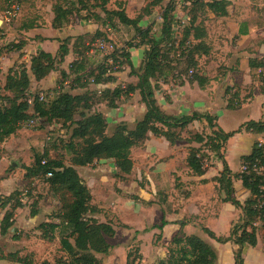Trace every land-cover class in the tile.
I'll return each instance as SVG.
<instances>
[{
	"label": "trees",
	"instance_id": "1",
	"mask_svg": "<svg viewBox=\"0 0 264 264\" xmlns=\"http://www.w3.org/2000/svg\"><path fill=\"white\" fill-rule=\"evenodd\" d=\"M147 1L148 3L134 19H129L121 8L113 11L106 10L108 0H57L52 5L51 26L53 29L69 25L76 18L83 22L100 23L101 19L95 13L97 9L105 16L101 24L107 21L110 28H114L113 21L117 19L119 24L132 28L139 42L137 44L128 42L125 47L129 51L143 48V61L136 67L137 69L130 62V53L125 52L126 48L115 49L108 57L118 62L119 68L116 71H119L118 56H123L130 70L129 76L137 79L135 85L128 84L125 91H122L124 89L120 86H116L113 89H103L98 93L86 91L82 95H72L60 89L56 94L53 92L55 96L52 101L47 102L49 97L39 101L37 94L28 95L30 79L27 69L22 65L15 71H10L6 79L8 84L3 90L7 89L10 95L0 93V140L14 135L26 123L39 118L47 123L60 124L63 128L69 127L70 140L77 142L75 150L71 153L69 164H65L60 159H52L47 153H43L36 155L32 166L24 168L25 179L42 178L49 192L58 196L60 201L63 200L62 209L57 216L58 223L46 219L37 225V230L40 232V238L48 242H52L57 235L60 251L65 257L53 263L44 261L41 264H103V257L107 256L111 250L107 240L115 234L113 227L110 223L99 222L96 219L99 209L91 204L90 191L79 177L75 167H85L99 160H111L118 172L116 177L121 178L131 169V150L142 144L149 135L163 138L170 145H174L183 140L181 132L186 131L188 125L200 121L205 122L208 135L204 137L199 133L192 134L184 140L189 145L186 165L193 175H204L205 155L201 153L200 147L191 145H205L207 151L213 153L222 162V171L212 179L224 194L222 201L230 203L242 213L240 222L230 228L227 237H215L212 232L204 228L202 231L219 244L234 243L238 247L234 253L235 264H243L244 247L256 246L258 230L256 224H259L264 240V144L256 142L252 145L250 152L240 158L241 165L245 166L246 170L240 171L233 177L221 153L224 144L242 130L254 135L264 134V120H250L235 131L224 132L217 126L216 118L206 113L194 112L190 115L172 116L166 114L157 105L154 91L158 86L152 84L161 78L195 82L200 88L207 84V79L197 73V67L198 59L208 56L211 49L206 43V31L202 27V22L197 21V13L208 11L215 18L226 17L229 2L226 0H181L184 6H190V9H186L184 20H177L174 16L175 0H170L162 8L160 35L152 37L153 25L142 28L139 23L144 16L151 14L154 7L160 6L162 0ZM4 12L6 11L0 7V14ZM22 24L24 30L33 28L31 20L24 21ZM174 32L183 40L178 44V48L183 51L178 52V48H175L177 37L173 35ZM239 33L242 34L240 31ZM85 37L88 36L76 37L72 44L74 54L80 57H85L91 48V43L97 39L109 42L106 34L101 31H96L87 45H85ZM71 40V38H65L59 41L60 45L54 56L38 50L31 57L29 72L34 80L40 81L51 72H58L61 79L72 76V83L80 87H85L90 80L94 85L113 83V75L107 73L106 56L102 57L100 65L87 71L81 69L78 61L70 63L67 72L59 68L69 54ZM22 44L10 43L5 49L18 51L22 48ZM80 49L82 51H79ZM2 50L4 48L0 49V53ZM248 66L251 70H264V57L250 59ZM116 71L110 73H116ZM257 77L260 93L264 95V74L261 72ZM1 89L0 87V92ZM135 91L138 92L145 107L141 119L132 129L121 123L108 135L105 117L101 113L90 112L93 104L103 102L108 109H115L116 101L120 96L126 97ZM226 108L232 109L230 104H227ZM77 110H82L78 120L74 118ZM259 169H261L260 172L257 171ZM233 179L240 181L242 187L249 193V198L243 203L233 196ZM12 199L11 195L0 197V200H4L0 202L1 209L10 206L0 219V235L2 236L6 235L12 227L13 211L22 207L16 199L14 204L9 205ZM37 213L38 210L35 208L29 211L31 217L36 216ZM165 224L166 222L162 221L161 226L153 228L161 231ZM171 244L174 248L168 250L167 257L160 264H213L216 261L215 251L198 236H176L171 240ZM138 251L134 257L131 253H127L125 264H138L141 259ZM3 259L18 264H33L32 259L20 257L17 252L9 253Z\"/></svg>",
	"mask_w": 264,
	"mask_h": 264
},
{
	"label": "crops",
	"instance_id": "2",
	"mask_svg": "<svg viewBox=\"0 0 264 264\" xmlns=\"http://www.w3.org/2000/svg\"><path fill=\"white\" fill-rule=\"evenodd\" d=\"M169 1L170 0H162L161 5L154 7L149 16H144L141 19L139 26L142 28H146L150 25H153V27H160L162 22L161 16H159L162 12L161 8ZM178 1L181 2V0ZM226 1L229 2L227 16L217 19L221 20L220 24H222V28L229 33H227V36L236 37V44L235 47H232L230 41H220L218 37L213 39L211 44L208 43L211 49L210 53L208 56H202L198 59L197 67V73L202 78L207 79V84L203 88H200L195 82L189 83L186 80L177 84L176 81L170 78H168V80H163V78L158 79L155 82L158 87H160L158 90H162L164 94L167 95L165 97L166 100H163V102L157 95L158 91H154L157 105L166 114L183 116L190 115L194 112L199 114L206 113L216 118V124L222 130L221 118L223 119L225 116L235 113L233 108H226L224 90L227 87L256 86L255 88L258 93L254 94L251 100L249 99V104L254 105L255 108L259 106V108H256L257 114H255L254 117H250L247 121L264 120V95L259 92V83H255L252 80V74H256V76L261 72L264 74V70H251L248 66V61L250 59H260L264 57V42L258 43V45L253 47V42L257 39L256 37L262 36V34H256L253 31L257 28L259 31H264V24H255L248 21L247 14L253 13L256 9L254 7V2H256V0ZM147 3V0H108L105 8L108 11L121 8L129 19H134L140 14ZM53 4L49 2L46 8H41L43 14L39 13V7H35V12L37 11L38 15L34 17H26L23 15L19 17L20 15H16L14 18H19L16 23L13 22L14 18L8 19L6 17V12L3 13V19H0V46L6 48L10 43L23 44L22 48L18 51L4 49L0 53L1 92H4L7 96L10 95L7 90H3L4 84H2V80L6 79L9 71H15L18 66L22 65L27 69L30 79V87L28 89L29 96L40 92H54L56 94L60 89H62V91H68L72 95H82L86 91L99 92L103 89H113L116 86H120L121 83L136 84L137 79L135 77L129 76V73L122 71L113 75V83L104 85L87 83L85 87H80L77 86L76 83H72V76L68 79H61L58 72H51L44 79L35 81L29 72V63L31 57L35 55L38 50H42L54 56L60 45L59 41L65 38H71L69 54L65 57L64 62L59 68L67 72L69 64L78 61L81 69L87 71L95 67L98 62H102V55H96V52L93 53L92 50H89V52L85 54V57L75 55V50L72 49L74 39L79 36H88L91 38L96 31H101L106 34L109 40H112L117 38L119 32H126V29L129 28L118 22L114 23V21V28H110L107 21L101 24L93 21L83 22L76 18L74 22L69 25H65L60 29H53L51 26L53 20ZM181 4L183 3L181 2ZM95 11L96 15L103 20V13L98 9ZM258 11L264 12V6L262 5L259 7ZM212 18L215 17L213 16ZM30 20L33 21V28L24 30L22 28V23ZM116 30H119V32H116ZM13 31L14 33L12 37H10L7 32ZM239 31L242 32V34H240ZM88 37H85V39ZM87 44L88 41L85 42V45ZM135 52L136 54H139V52L142 54L143 48L129 51L130 60L134 68H136L140 63L139 61H141V59L139 61L134 59L133 56ZM202 60H204L203 63H201ZM137 61L139 62L138 64ZM93 62L96 64L94 65ZM213 69L216 70V73L210 72ZM245 106H243V108ZM91 110L101 113L108 122L109 120H114L116 122L124 120L121 117L123 113L121 107L108 109L105 103L99 102L93 104ZM247 121L244 120L241 122L240 126ZM205 126L206 124L204 121L193 122L188 125L186 130H192L193 132L195 128L207 130ZM18 132H20V130ZM18 132L0 140V197L9 196L12 191L14 192L18 188H21L19 184L21 181L23 182V175H19V171L15 168L17 165L16 159L19 146L17 144L19 138H15V136ZM246 135L259 136L251 133H246ZM181 138L183 139V136H181ZM232 138L224 144L225 148L222 150V157L233 177L235 174L239 173V170L237 169L234 171L230 167L228 160L229 155L232 154L230 153L232 152V150H230V140ZM191 146L196 147L195 144ZM185 147H189V145L183 141H178L174 145H170L163 138L149 135L147 139L137 147L138 159H141V162L138 163L136 161L139 184L135 183V188H133V182L125 184L126 182L122 183L121 180L116 181L115 175L118 174V172L111 160L95 161L91 165L85 167H75V170L90 191L91 204L99 209V214L97 215L98 217L96 216V219L99 222L110 223L115 232L114 236L121 231V235L130 238L132 237L131 233L134 232L139 242L138 253L141 256L138 264H153L156 258H158V260L165 258L166 255L159 252L157 255H152L150 257L145 256L147 250L145 240L149 239V241H151L155 235L160 234L161 241L166 246L169 241L171 242L176 236H198L215 251L216 261L213 264H235L234 253L237 251L238 247L232 242L219 244L210 239L202 231V228H204L212 232L215 237H227L230 228L234 224L240 222L242 217V213L239 209L235 208L230 203L222 201L224 194L218 189L217 184L212 181V179L217 177L222 171V162L218 161L216 158H211V160L213 159L214 161V167L206 169L202 176H195L186 165L187 151ZM133 149L131 150V154ZM250 150L251 148L247 153L238 156V161H240L242 156L247 155ZM25 167H30V165H25ZM125 177H129V175ZM128 185L129 187H127ZM232 185L234 189L233 196L237 201L243 203L249 198V193L242 187L240 181L233 179ZM115 187H117L118 190H125V192L133 193L135 191V207L134 205L131 207L134 212L133 219L127 220V218H122V216H120L121 212L119 213L118 205H127L124 204L122 198L118 194L112 192L113 195L116 196V202L108 201L106 195L110 196V190H113ZM20 202L22 207L16 208L13 211L11 220L12 228L19 230V232L23 230L24 233H26L28 230H33L37 224L46 221L42 211H38L36 216L31 217L27 207L22 203L21 199ZM110 212L111 215L109 214ZM131 216L133 215L131 214ZM162 221H165L166 224L162 227L161 231L153 228L154 226H161ZM113 222L121 224V230H119ZM256 227L258 229L256 233L257 244L255 247H244L242 253L243 264H264V240L259 224H256ZM33 231L31 232L32 234L39 235L38 232ZM33 238L32 236L26 237L25 235L27 242H31ZM21 241H24V239H19L16 243ZM108 243L111 245V250L107 256L103 257V264H105V257H108L112 252H116V245L109 241ZM30 244L31 243L24 248L31 250ZM24 248L15 247L13 251L9 252H17L18 255L22 257L25 256ZM152 248L156 251L161 250V247ZM2 255L5 257L6 253H4V251L3 254L0 253V264H18L4 260ZM125 262L126 258L124 264Z\"/></svg>",
	"mask_w": 264,
	"mask_h": 264
},
{
	"label": "rangeland",
	"instance_id": "3",
	"mask_svg": "<svg viewBox=\"0 0 264 264\" xmlns=\"http://www.w3.org/2000/svg\"><path fill=\"white\" fill-rule=\"evenodd\" d=\"M56 1L57 0H6V1L2 0V2H0V7L3 8L4 11L7 12L10 10V8L13 5H17L19 7V12L17 14V15H20L19 17H21V15L26 16V17H34L38 15L37 11L35 12L36 10L35 7H39L40 8L39 13L43 14V12L41 11V8H46L47 5H49V2L53 4ZM262 5L264 6V0H256V2H254V7L256 9L254 10L253 13L247 14L248 21H250L251 23H255V24H258V23L264 24V14H263L264 12L258 11L259 7H261ZM186 9H190V6H184L183 4H181V2H179L178 0H175L174 16L177 20L179 19L184 20L186 18L185 17L187 13ZM159 16H161V14ZM3 17H4L3 14H0V19H3ZM103 17L105 16L103 15ZM197 17H198L197 21L202 22V27L206 31V43L207 44L208 43L211 44L213 39L218 37L220 41H224V40L226 42L230 41L232 47H235L236 37L227 36L228 32L227 30H224L222 28L221 26L222 24H220V21H221L220 19L212 18L213 15L209 13L208 11L204 13L198 12ZM14 19H13V22L16 23L17 19L19 18H16L15 20ZM104 19L101 21H104ZM117 22H118L117 19H115L114 23H117ZM182 30L183 28L181 29V33H182ZM160 31H161V27L154 26L151 31L152 37H158L160 35ZM116 32H119V30H116ZM116 32H113V33H116ZM253 32L256 34L258 33L262 34V36L256 37L258 40L257 39L254 40L253 47H255L256 45H258V43L264 42V31H259L257 28V29H254ZM13 33L14 31L9 32V33L7 32V34H9L10 37H12ZM173 35L177 37L176 38L177 46H175V48H178L179 42L183 40H181V37L177 36L178 34H175V32ZM89 39L90 38L88 37L85 42H87ZM108 41L113 45L114 50L121 48V47L126 48L125 44L128 42H132L133 44H137L139 42V40L136 39L134 30L130 27L126 29V32H123V33L119 32V34H117L116 39H112V40L108 39ZM0 48L2 49L4 47L0 46ZM138 49H140V47ZM90 50H92L93 53L96 52L95 53L96 55L100 54L98 51L94 49V47L93 48L91 47ZM181 50L183 51V49L178 48L177 51L180 52ZM79 51H82V50L80 49ZM127 51L129 52V50L126 48L125 52ZM135 54L136 52L134 53V56H133L134 59L138 61L141 59V61H139L141 63L143 61L142 60L143 57L141 55L143 54H141V52H139V54H136V55ZM118 61L120 62V70L116 71V73L121 72V71L125 73H130V70L126 64V60L123 58V56L122 57L118 56ZM138 61H137V64L139 63ZM203 62L204 60H202L201 63ZM93 64L95 65L96 63L93 62ZM97 65H100V63L98 62L96 66ZM210 72L216 73V70L213 69ZM8 76H9V73L7 77ZM6 79L2 80V84H4L3 89L6 87V84H8ZM171 80L176 81L177 84L181 83V80L176 79V78H172ZM252 80L255 83H259L258 77L256 76V74H252ZM89 82L91 83V81ZM152 84L155 85L156 83L152 82ZM127 85L128 84L121 83L120 87L124 89L122 91H125ZM156 86L158 85L156 84ZM255 87L256 86H253V85H246L243 87L233 86V87H227L224 90L225 104L226 105L230 104L233 110H235L234 114H229L225 116L223 119L221 118V124L223 126L224 131L230 132V131L237 130L240 127L241 122H243L244 120L247 121L248 119H250V117H254L255 114H257V109L259 108V106H257L256 107L257 109H256L254 105L249 104V99L251 100L253 98V95L258 93ZM159 88L160 87L156 88L155 91L156 92L158 91L157 95L159 96V99L163 102V100H166L165 97L167 95L164 94L162 90L159 91L158 90ZM54 89H57V88H54ZM227 89H228V92H227ZM0 93L3 95H6L4 94V92H0ZM54 96L55 95L49 96V98L47 99V102L52 101L54 99ZM139 99H140V96L137 91H135L133 94H130L126 97L122 95L117 99L116 101L117 108L121 107V109H123V113L121 114V117L124 120H119L118 122L114 120H109V122L107 121L108 135H110L114 131L115 127L121 123H124L129 129H132L135 123L141 119L142 115L144 114L145 107L141 99L140 100ZM263 102H264V98H263ZM243 106L245 107L243 108ZM81 111L79 110L76 111V114L74 116L76 120L79 119V114ZM90 112L93 113L92 110ZM83 114H85V112H83ZM198 133L202 134L204 137H207L208 135V131L205 129L195 128L194 132L192 130L190 131L184 130L181 132V136H183L182 141L185 143L184 141L185 139H187L192 134H198ZM246 133L247 132L242 130L240 133L235 134L233 138L230 140V150H232V152L230 153L232 154L229 155L228 160H229L230 167L234 171L238 169L240 172V169L242 167L241 162L238 161V156L244 153H247L249 149L252 148V145L256 142L260 144H264V134L259 135V136H249V135H246ZM15 138H19L17 142V144L19 145L18 151H17L18 152L17 159H16L17 165L15 168L17 169V171H19V175H23V177L25 174V171H24L25 165L32 166L36 155H42L43 153H47L48 157L52 159H57V160L60 159L65 164H69L71 153L75 150L76 148L75 143H77L75 141L70 140V128L69 127L63 128L61 127L60 124H57L54 122L47 123L45 122L44 119L43 120L39 119V121H37L35 124L31 126H23L20 129V132L17 133ZM71 146L72 147L74 146V147L72 148ZM137 147L134 148L132 154H130L131 169L129 173L123 174V175L121 174L123 176V177L121 176L122 179L120 177H116L115 175V178L117 179L116 181L121 180L122 183L126 182L125 184H127L128 182H133L134 183L133 188H135L134 186L135 183L139 184L138 182L139 174L137 172L136 163L137 162L140 163L141 159H138L139 155L137 153ZM196 147L197 148L200 147L199 149L201 153L205 155L203 159V165L205 166V168L208 169L209 167L210 168L214 167V161L213 159L211 160V158L217 159V157L213 153L208 152L207 147L203 144L196 145ZM223 148H225V145L223 146ZM185 150L188 151V147H185ZM222 150H221V153L223 152ZM217 160L220 161L219 159ZM127 175H129V177H125ZM23 177H22L23 182L21 181V183L19 184L21 185V188H18L14 192L12 191V193L10 194L13 199L11 200L9 205L14 204L15 199L19 202L21 199L22 203L27 207L28 212L31 209L35 208L38 211H42V214L44 215L45 219L49 220L50 222L58 223L57 216L59 215L60 210L62 209L63 200L60 201V198L58 196H54L52 195V193L49 192L48 187L45 184V182L42 180V178H33V179L27 180ZM129 185L127 187H129ZM112 192L115 194H118L122 198L124 204L127 205V206L118 205L119 213L121 212L120 216H122V218L123 217L127 218V220L133 219L134 212L131 207L136 202V197L134 193L135 191L133 193L125 192V190L124 191L120 189L118 190V188L115 187L113 190H110V193H111L110 196L106 195L109 202L110 201L116 202L117 200L116 196L113 195ZM3 201L4 200H0V202H3ZM9 209H10V206L6 207L5 209L0 208V219L5 214V211ZM109 214L111 215V212ZM131 214L133 216H131ZM113 223H115V225L119 228V230H121V227H122L121 224H117V222H113ZM33 230H28L27 231L28 233L27 232L24 233L23 230L19 232V230L11 227L8 230L6 235L4 236L0 235V253L3 254V251H4V253L8 255L10 253L9 251H13L15 247L24 248L29 243H31L29 245L31 250L24 248L25 256H22V257H28L32 259L33 264H41L44 261L53 263L65 257L64 254L60 251L57 235H56V238L52 242H48V241L42 240L39 235L31 233L32 231L40 233L37 230V226H35ZM118 233L119 234H117L116 236L111 237L109 238V240H107L110 243L116 245V252H112V254H110L108 257H105V264H124L127 253H131L132 257H134L137 250H139V247H138L139 242L137 241V238L134 232L131 233L132 237L130 238L129 237L127 238V236L125 235H121L122 233L121 231H119ZM25 235L26 237L32 236L34 238L32 239L31 242H27L25 239ZM19 239H24V241L16 243V241H19ZM28 240H31V239H28ZM145 243L147 247L145 256L147 257L148 256L150 257L152 255H157V253L159 252V253H164L166 255L165 256L166 258L168 255V250L171 248H174V246L171 244L170 241L167 246L162 243L161 234L155 235L151 241H149V239H146ZM120 246H123V247H120ZM152 247H158V248L161 247V250L156 251ZM2 256L4 257V255ZM165 258H162L161 260H158V258H156L153 264H160Z\"/></svg>",
	"mask_w": 264,
	"mask_h": 264
},
{
	"label": "built area",
	"instance_id": "4",
	"mask_svg": "<svg viewBox=\"0 0 264 264\" xmlns=\"http://www.w3.org/2000/svg\"><path fill=\"white\" fill-rule=\"evenodd\" d=\"M18 12H19V7L17 5H13L10 8V10L6 12V17L8 19H12V18H14L17 15ZM91 47L92 48L94 47V49L96 51H98L102 55V57H104V56L107 57L106 60H105L107 73L111 74V75H114L115 73H110V72L111 71H116L119 68V65H118V62H114V60L111 57H108L114 51L113 45L110 42H106L103 39H97L96 41H94V43L91 44ZM37 95H38V100L39 101H44L49 96H52L53 93H51V92H40ZM37 121H39V118H35V119L29 121L24 126H31V125L35 124ZM245 170H246L245 166H242L241 169H240V171H245ZM257 171L260 172L261 169H259Z\"/></svg>",
	"mask_w": 264,
	"mask_h": 264
}]
</instances>
